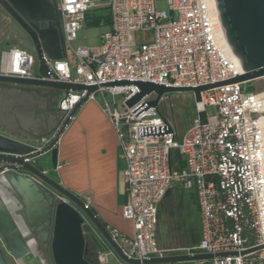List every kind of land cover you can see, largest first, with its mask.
Listing matches in <instances>:
<instances>
[{"label":"built area","instance_id":"2783aa9c","mask_svg":"<svg viewBox=\"0 0 264 264\" xmlns=\"http://www.w3.org/2000/svg\"><path fill=\"white\" fill-rule=\"evenodd\" d=\"M54 1L67 57L45 60L60 81L99 85L141 80L198 86L242 73L239 61L222 41L211 0H165L167 9L159 8L157 0H105L108 28L98 43L77 46L74 42L86 13L99 4L95 0ZM36 69V57L29 50L12 46L0 52V75L31 78L37 76ZM244 85L223 84L200 92L192 126L180 137L160 109L146 108L153 92L131 108L124 105L136 91L131 86L99 88L89 95L88 99L97 96L102 101L125 161L122 216L132 221L133 234L109 231L127 256L143 259L173 253L159 245L157 216L166 192L177 188L192 191L196 198L200 239L191 250L237 252L209 264H264V249L240 255L264 244L260 126L264 112L256 93L246 91ZM82 95L71 94L61 107L71 109ZM165 98L161 97L159 106ZM207 107L214 112L209 113ZM164 119L172 134L164 135ZM245 227L254 237L253 244L242 236ZM108 255L109 251L98 253V264H106Z\"/></svg>","mask_w":264,"mask_h":264},{"label":"water","instance_id":"95a60500","mask_svg":"<svg viewBox=\"0 0 264 264\" xmlns=\"http://www.w3.org/2000/svg\"><path fill=\"white\" fill-rule=\"evenodd\" d=\"M214 2L225 41L242 73L222 82L172 86L141 80L99 85L60 81L45 60L67 57L55 1L0 0V7L29 37L37 61L35 77L0 75V264H93L86 258L84 225L121 264L209 262L237 255L236 251L185 252L131 258L86 201L44 169L48 165L56 169L62 134L89 95L99 88L134 87L135 93L124 102L127 108L153 92L154 98L145 105L159 112L163 95L188 93L196 103L201 101L200 92L216 86L263 78L264 0ZM74 93L83 95L71 109L64 110L63 102ZM164 122V135L172 134L169 123ZM263 249L264 244L253 246L240 255Z\"/></svg>","mask_w":264,"mask_h":264},{"label":"crops","instance_id":"0c3cea01","mask_svg":"<svg viewBox=\"0 0 264 264\" xmlns=\"http://www.w3.org/2000/svg\"><path fill=\"white\" fill-rule=\"evenodd\" d=\"M95 2L99 4L98 11L106 10L105 0ZM16 27L20 29L0 7V52L23 40ZM97 27L100 29L95 33L96 41L91 44L98 43L108 25L101 23ZM27 101L28 97H25ZM57 148V167L45 166L48 173L52 171L51 176L55 180L82 197L107 227L131 236L132 221L122 216V206L126 201L123 191L125 161L113 123L99 97L88 99L81 105L62 134ZM46 157L49 158V154ZM106 264L121 263L108 255Z\"/></svg>","mask_w":264,"mask_h":264},{"label":"rangeland","instance_id":"374dc122","mask_svg":"<svg viewBox=\"0 0 264 264\" xmlns=\"http://www.w3.org/2000/svg\"><path fill=\"white\" fill-rule=\"evenodd\" d=\"M156 3L159 8L167 9L165 0H157ZM99 29V27H85L79 32L74 46L94 43L95 33ZM16 30L23 40L14 42L13 46L32 51L29 37L22 32V29L16 27ZM69 57L72 59L71 53ZM244 86L246 91L258 93L264 90V77L246 82ZM118 98L119 96L116 98L117 102ZM107 99L111 101L110 97ZM159 109L171 122L179 137L190 129L196 117L195 101L188 93L167 94ZM207 111L212 113L214 108L207 107ZM190 193L192 191L173 188L166 192L158 204L157 236L159 245L164 250L173 249V252L185 253L196 248L200 237V220L194 202L196 198L191 197ZM87 226L84 225L85 229ZM85 235L88 236L87 233ZM188 264H206V262H189Z\"/></svg>","mask_w":264,"mask_h":264},{"label":"trees","instance_id":"16d2710c","mask_svg":"<svg viewBox=\"0 0 264 264\" xmlns=\"http://www.w3.org/2000/svg\"><path fill=\"white\" fill-rule=\"evenodd\" d=\"M107 10V9H106ZM104 10L102 12L98 11L97 8L92 9L90 11H88L85 15V22L84 25L86 27H97L99 26L101 23L104 25H108L110 24V19H109V15L108 12ZM32 52V51H31ZM173 156L175 159H178V154L177 152H173ZM180 167H182L184 164L183 162L179 161L178 162ZM45 169V167H44ZM50 175L52 174V171L49 173ZM191 197L195 198L194 193H190ZM196 201V200H195ZM194 201V202H195ZM196 203V202H195ZM197 207V206H196ZM106 226V225H105ZM109 230H112V228L108 227ZM83 230L85 233H87L88 236L85 235L86 237V243L88 247V253L86 255L87 260H89L91 263L93 264H98L97 260H96V253L100 252V251H105L107 250V248L105 247V245L95 236V234L93 233V231L90 229L89 226H87V229H85V227H83ZM243 237H246V243L247 244H253L255 242L254 237L251 236L250 234V230L248 227L244 228V231L242 233ZM190 252H195L194 250H191ZM173 253H178V252H173ZM93 254V255H92ZM179 264H188V263H179Z\"/></svg>","mask_w":264,"mask_h":264},{"label":"bare ground","instance_id":"6f19581e","mask_svg":"<svg viewBox=\"0 0 264 264\" xmlns=\"http://www.w3.org/2000/svg\"><path fill=\"white\" fill-rule=\"evenodd\" d=\"M212 1V4H213V11H214V16H215V20L219 26V30H220V33H221V38H222V41L223 43L225 44V46L229 49L226 41H225V38H224V34H223V31L220 27V24H219V21H218V17H217V11H216V6H215V2L214 0H211ZM230 50V49H229ZM255 98L257 100V104H259V108H260V111H263L264 112V90L256 93L255 95ZM260 126L262 128V142H263V158H262V171L263 174H264V113L260 119Z\"/></svg>","mask_w":264,"mask_h":264}]
</instances>
